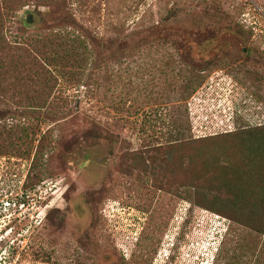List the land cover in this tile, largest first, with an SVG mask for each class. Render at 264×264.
Wrapping results in <instances>:
<instances>
[{
	"label": "rangeland",
	"instance_id": "374dc122",
	"mask_svg": "<svg viewBox=\"0 0 264 264\" xmlns=\"http://www.w3.org/2000/svg\"><path fill=\"white\" fill-rule=\"evenodd\" d=\"M0 264H264V0H0Z\"/></svg>",
	"mask_w": 264,
	"mask_h": 264
}]
</instances>
